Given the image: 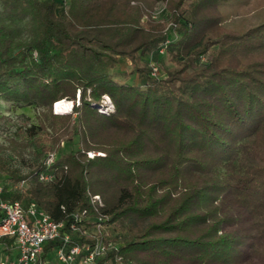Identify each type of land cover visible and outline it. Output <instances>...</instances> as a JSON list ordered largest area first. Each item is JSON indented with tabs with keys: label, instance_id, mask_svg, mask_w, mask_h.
I'll list each match as a JSON object with an SVG mask.
<instances>
[{
	"label": "trees",
	"instance_id": "1",
	"mask_svg": "<svg viewBox=\"0 0 264 264\" xmlns=\"http://www.w3.org/2000/svg\"><path fill=\"white\" fill-rule=\"evenodd\" d=\"M253 2L0 0V94L46 108L23 128L43 155L30 170L0 153L2 197L63 222L41 261L86 210L89 232L71 243L116 242L97 264H264V18L229 24ZM119 56L130 69L112 71ZM105 95L112 111L98 108ZM63 98L72 110L54 112ZM54 151L56 177L41 181ZM98 224L120 232L95 234Z\"/></svg>",
	"mask_w": 264,
	"mask_h": 264
},
{
	"label": "built area",
	"instance_id": "2",
	"mask_svg": "<svg viewBox=\"0 0 264 264\" xmlns=\"http://www.w3.org/2000/svg\"><path fill=\"white\" fill-rule=\"evenodd\" d=\"M150 66L152 74L157 76L160 71L158 65L151 62ZM54 157V152H50L46 157L45 166L38 172L41 181L49 182L55 179V172L49 169ZM2 192L3 186L0 184V210L4 212L0 220V238H10L11 243L5 246L15 249L16 254L12 257L2 255L0 264H97L99 259L116 248L115 241L94 234L89 236L93 240L71 243L75 232H89L83 227L82 220L87 217L86 210H83L74 214L71 231L63 232L64 243L54 251L53 257L41 261L45 243L61 234L63 222L53 219L34 202L25 208L19 200L4 199ZM92 202L95 206L103 204L98 194L92 196ZM101 229L102 225L98 224L93 232H102ZM117 259L120 260L121 256Z\"/></svg>",
	"mask_w": 264,
	"mask_h": 264
},
{
	"label": "rangeland",
	"instance_id": "3",
	"mask_svg": "<svg viewBox=\"0 0 264 264\" xmlns=\"http://www.w3.org/2000/svg\"><path fill=\"white\" fill-rule=\"evenodd\" d=\"M166 14L167 9L165 3H158L153 11L154 17L156 19L163 20L166 18ZM262 18H264V0H254V2L250 3L248 7L239 12L238 15L234 16L229 21V24L236 27H247ZM166 28L170 34L177 33V26H172L171 22L167 23ZM118 58L119 64L112 71L119 73L122 70L131 68L132 62L130 58L124 56H119ZM161 63H163L166 67L174 65V63L168 59L167 55L163 56ZM158 75H164V71L160 69L157 76ZM123 78L124 77L122 76L118 77V79ZM129 81L137 82L138 77L136 75H132L129 78ZM55 103L56 101L53 103L54 112H56ZM98 108L101 111H112L114 109V105L111 99L105 95L101 103L98 105ZM45 110L46 108L37 104L17 102L0 94V153L4 156L6 162L11 167L18 168L21 172H27L30 170L34 164L40 160L41 156H43L41 149L35 143L27 140L23 134V128L33 123L37 124L39 118L44 115L43 112ZM71 110L72 106L67 112H70ZM43 136V138L49 137L46 133ZM15 139L26 144L21 148H15L12 142V140ZM65 146L66 143L62 141L60 147L63 148ZM95 153L97 152L91 151L89 152V155H93ZM2 178V174L0 173V181H2ZM102 229L105 234L111 238L115 236L117 232H120L119 227L116 229L113 226L108 227L105 225ZM2 250L3 246L0 244V255Z\"/></svg>",
	"mask_w": 264,
	"mask_h": 264
},
{
	"label": "bare ground",
	"instance_id": "4",
	"mask_svg": "<svg viewBox=\"0 0 264 264\" xmlns=\"http://www.w3.org/2000/svg\"><path fill=\"white\" fill-rule=\"evenodd\" d=\"M72 104V100L66 98L57 100L55 103V111L58 113L67 112L71 108Z\"/></svg>",
	"mask_w": 264,
	"mask_h": 264
},
{
	"label": "crops",
	"instance_id": "5",
	"mask_svg": "<svg viewBox=\"0 0 264 264\" xmlns=\"http://www.w3.org/2000/svg\"><path fill=\"white\" fill-rule=\"evenodd\" d=\"M0 244L3 246V250L1 251V255L0 256H2V255H9V256H15V254H16V251H15V249H13V248H8V247H6L5 246V243H2V242H0Z\"/></svg>",
	"mask_w": 264,
	"mask_h": 264
}]
</instances>
